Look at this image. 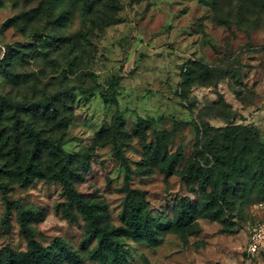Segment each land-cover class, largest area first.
Masks as SVG:
<instances>
[{"label":"rangeland","instance_id":"374dc122","mask_svg":"<svg viewBox=\"0 0 264 264\" xmlns=\"http://www.w3.org/2000/svg\"><path fill=\"white\" fill-rule=\"evenodd\" d=\"M38 1L0 0V95L11 102L0 115V169L16 170L12 136L20 158L29 153L22 127L10 126L17 113L67 154H83L82 163L73 160L75 186L118 225L125 185L143 191L154 214L171 217L179 198L202 195L200 180L187 182L182 172L195 155L211 158L210 141L253 149L264 142V0H104L86 21L76 10L59 27L58 48L32 35L42 23L31 20ZM103 8L113 23H104ZM80 32L87 36L64 41ZM54 95L53 116L43 101ZM153 146L176 156L172 174L148 160ZM0 181L11 200L37 212L31 226L38 241L60 237L83 264H99L80 247L86 221L69 223L57 206L64 201L59 183L36 178L22 186L5 172ZM262 201L251 194L234 202L228 224L199 218L193 232L167 233L156 246L126 239L128 264H264V253L244 252L251 226L264 216ZM4 214L0 190V249L24 251L16 211L8 228Z\"/></svg>","mask_w":264,"mask_h":264},{"label":"trees","instance_id":"16d2710c","mask_svg":"<svg viewBox=\"0 0 264 264\" xmlns=\"http://www.w3.org/2000/svg\"><path fill=\"white\" fill-rule=\"evenodd\" d=\"M103 1L39 0L35 10L31 11L34 14L31 20L36 19L42 23L33 30L32 35L42 38L49 44H54L53 48H58L60 46L58 42L62 39L56 32L59 27L66 25L67 22L72 23L76 10L80 11L83 21H86L94 10L99 9ZM105 5L110 8L113 3ZM103 10L104 23L107 25L113 23L111 19L113 15L108 14L109 11L106 8ZM21 14L25 16L26 12ZM16 19L17 17H14V20ZM86 36L82 32L72 33L65 37L64 41H71L70 45H72L77 37L81 39ZM3 59L4 57L0 59V62ZM206 70L210 71V68ZM120 80L119 77L113 85L117 86ZM80 92L92 93L89 90ZM55 100H57L56 95L43 101L53 116L57 111ZM110 102L117 103L114 97L110 99ZM9 103L11 102L6 97L0 95V115L3 113V106ZM141 121L145 127H150L148 120L141 119ZM10 126L12 130H15L17 126L22 127L29 153L24 158H20L18 138L12 136L10 155L16 163V170L11 172L10 169L2 168L0 172L12 175L22 186L29 185L36 178L59 183L64 201L57 206L69 223L75 222L79 216L86 221L87 228L80 247L87 252L86 256L90 260L97 261L99 264H128L129 251L125 245L126 239L156 246L159 239L167 233H183L186 230L193 232L199 218L226 225L235 201L249 197L251 194L264 197V142L260 141L257 148L253 149L246 144H236L234 148H231L227 141L219 146L210 141L209 148L206 150L211 153V158H207V155H195L187 161L182 172V178L187 182L194 183L200 180L198 191L202 195H197L195 198L190 196L179 198L172 207L171 217H163L151 211L143 191L125 185L122 189L126 192V196L120 215L121 223L115 225L108 221L103 213H100L98 205L86 199L75 186L78 174L72 164L73 160L82 163L83 154H67L58 140L42 137L38 130L32 128L30 122L17 113H13ZM1 135L2 132L0 137ZM44 155L46 161H42ZM147 157L152 165L158 166L165 175L172 174L178 162L175 155L167 156L160 146L150 147ZM203 163L211 164V167H204ZM209 185L212 189L206 194L204 192ZM0 190L5 203L2 224L8 228L11 212L16 211L20 231L26 240L24 251L14 250L8 245L3 246L0 249V264L84 263V257L80 252L74 250L60 237L55 238L48 245L38 241L31 226V222L40 220L36 215L37 212L23 202L11 200L7 195L9 191L7 183L0 181Z\"/></svg>","mask_w":264,"mask_h":264},{"label":"built area","instance_id":"2783aa9c","mask_svg":"<svg viewBox=\"0 0 264 264\" xmlns=\"http://www.w3.org/2000/svg\"><path fill=\"white\" fill-rule=\"evenodd\" d=\"M258 206L264 208V201L259 202ZM245 253L251 256L264 253V216H261L251 226L245 245Z\"/></svg>","mask_w":264,"mask_h":264}]
</instances>
